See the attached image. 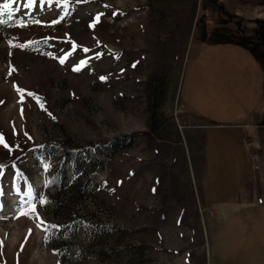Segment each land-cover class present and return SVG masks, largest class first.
<instances>
[{
  "label": "rangeland",
  "instance_id": "rangeland-1",
  "mask_svg": "<svg viewBox=\"0 0 264 264\" xmlns=\"http://www.w3.org/2000/svg\"><path fill=\"white\" fill-rule=\"evenodd\" d=\"M27 3L0 16L13 17L0 24V158L34 145L0 167V264H213L224 209L202 197L185 141L202 151V129L185 120L184 86L193 58H211L196 106L212 185L232 149L224 124L264 95L253 38L264 0ZM238 128L244 187L264 201V103ZM46 140L91 145L65 153Z\"/></svg>",
  "mask_w": 264,
  "mask_h": 264
},
{
  "label": "crops",
  "instance_id": "crops-1",
  "mask_svg": "<svg viewBox=\"0 0 264 264\" xmlns=\"http://www.w3.org/2000/svg\"><path fill=\"white\" fill-rule=\"evenodd\" d=\"M205 44L207 43L201 46ZM255 56L263 60L261 54ZM207 57L197 55L192 61L190 60V67H193L192 82L188 86L186 81L184 86L186 104L183 115L190 126L202 129V131L198 130L199 133H202V151L199 148L196 149L193 136L185 138L193 168L194 163L200 168V172L197 174L202 183V197L210 205L224 209L214 235L213 264H255L254 259L257 261L256 264H264V201L249 199V191H246L247 189L244 187L249 160L247 149L243 143V131L239 128L235 129L238 123L250 118L252 110L255 111L259 108V104L264 103V95L255 107L243 110L239 116H231L230 122L224 124L231 130L229 131V143L232 149L226 152L227 156L222 159L227 160L223 166L220 164L221 161L214 160L215 163L217 162V165L213 164L212 169V175L215 178L210 185L211 162H209L210 155L206 145L208 135L206 131H203L206 121L199 120L198 114L201 113V110L196 106L205 99L202 91L203 82L211 78L212 69L208 65L210 64L208 61L212 59ZM254 72L256 74L255 70ZM257 74L259 75L257 88L261 89L263 84L264 90L262 73L257 71ZM244 97L246 96H243V100L240 102L237 99L238 104L230 103L228 107L231 110H233L232 107H243ZM260 110L262 111L263 107H260ZM218 158L220 160L219 156ZM232 176H235L234 180H231ZM254 207L259 210L255 211Z\"/></svg>",
  "mask_w": 264,
  "mask_h": 264
},
{
  "label": "trees",
  "instance_id": "trees-1",
  "mask_svg": "<svg viewBox=\"0 0 264 264\" xmlns=\"http://www.w3.org/2000/svg\"><path fill=\"white\" fill-rule=\"evenodd\" d=\"M258 20V25L255 28L256 33L253 35V38L258 39V38H262L264 39V35H262L264 33V19L261 18H256ZM245 40V39H244ZM248 42L245 43V45H248V43L250 42L249 40H247ZM254 48V47H253ZM103 139H97L95 140V142L97 143H101L103 142ZM44 146H47L49 148H53L54 146H57L60 150H62L65 153H68L69 151H76L78 149H87L91 143H83L80 145H74L72 143H70L68 140H61L58 142H53L51 140H46L43 143ZM34 145L24 142L21 143L19 146V151L16 153L11 154L8 158H0V165L1 166H6L9 165L11 163H13L14 161L17 160V158L23 154H25L28 150H30ZM18 176L15 177V186L17 187L18 185Z\"/></svg>",
  "mask_w": 264,
  "mask_h": 264
},
{
  "label": "snow or ice",
  "instance_id": "snow-or-ice-1",
  "mask_svg": "<svg viewBox=\"0 0 264 264\" xmlns=\"http://www.w3.org/2000/svg\"><path fill=\"white\" fill-rule=\"evenodd\" d=\"M35 0H28V3H27V7H32L33 4H34ZM12 3H15V0H12ZM12 3H4L2 5V9H0V16H2L4 14V11L3 10H10L12 8ZM13 17H12V14L11 12L8 13V19H0V24H7L8 23V20H11ZM38 23V21H37ZM23 26V25H21ZM61 63H64V60L61 59L60 61ZM76 70H79V69H76ZM103 79V78H102ZM19 91V89H18ZM29 95H34L32 93H29ZM7 146V145H6ZM2 167V166H0ZM41 203H44V201H40Z\"/></svg>",
  "mask_w": 264,
  "mask_h": 264
}]
</instances>
